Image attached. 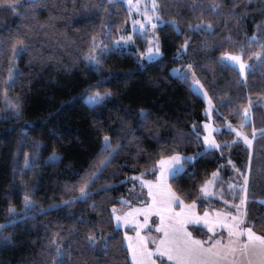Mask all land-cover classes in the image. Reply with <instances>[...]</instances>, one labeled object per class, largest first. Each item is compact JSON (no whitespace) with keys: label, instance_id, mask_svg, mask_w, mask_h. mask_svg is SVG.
<instances>
[{"label":"trees","instance_id":"16d2710c","mask_svg":"<svg viewBox=\"0 0 264 264\" xmlns=\"http://www.w3.org/2000/svg\"><path fill=\"white\" fill-rule=\"evenodd\" d=\"M161 2L164 23L156 28L161 56L142 65L138 63L146 41L140 33L133 32L134 43L128 49H111L98 68L89 64L84 54L89 51L93 35L109 43L118 37L117 28L130 31L129 13L123 0H103V3L100 0H20L19 15L0 7V90L6 87L3 81L12 57V44L21 38L28 44L26 51L17 56V81L7 92L9 98L19 96V117H13L11 111H0V221L6 219L8 205L20 206L21 197L29 189H34L30 195L37 207L76 196L80 177L101 152L103 136L107 134L113 145L118 141L122 145L90 189L106 186V191L96 192L87 201L76 200L43 213H28L25 220L0 229V235L10 236L7 244L0 245V264H33V261L41 264L45 258L51 264V256L41 253L53 233L64 237L66 264H83L84 260L91 264L93 256L97 264H131L124 238L131 228L116 226L111 209L113 205L121 211L129 207V203H121V197L125 202L130 201L131 207L147 200L138 179H155L156 172L146 170L152 168L161 149L169 146L186 156L199 153L187 171L169 179L173 191L184 202L196 201L198 212L220 202L219 192L208 198L196 194L212 172H219L214 190L223 191V197L233 199V203L240 198L239 189L233 196L228 188L233 171L250 172L245 210L248 221L255 223L254 231L264 234V224L259 219L253 220L264 216V133L260 131L264 129V61L249 68L244 78L236 67H222L215 61L223 51L241 52V44L247 49L243 57H251L261 48L259 42L249 43L247 37L255 34L264 41V31L259 27L264 24V3L236 0L235 11L240 19L230 17L225 28L224 17L228 15L225 9L233 0H223L224 8L220 12L209 10L213 0ZM192 3L197 4L195 9L189 6ZM97 4L99 7L90 12ZM172 19L178 22L179 32L170 23ZM201 19L205 23L212 21L215 32L209 35L203 30H186L189 23L195 25ZM109 21L112 32L109 40H104L102 25ZM229 33L234 43L222 39ZM189 37L191 44L187 52L177 56V48ZM213 40L219 41L221 47L213 46L205 53L202 42ZM189 63L196 64L193 71L219 109V114L213 112V118L215 125L222 129L214 133L217 142L223 143L221 148L205 152L202 137L198 145L192 132L193 123L200 125L206 120L204 102L189 89L187 81L171 72L172 67ZM101 77L103 82L98 83ZM97 89H110L112 96L105 106L92 108L83 98ZM224 98L232 102L221 106L217 101ZM4 107L0 91V109ZM245 107H249L248 122L242 131L251 136L252 130H257L252 138L251 157L242 139L233 142L235 133L223 128L225 118L239 127ZM140 109L148 112L143 120ZM6 116L9 118L5 119ZM198 131L202 133V127ZM181 134H187L188 138ZM34 142H39L40 148L32 156L29 167L25 165V153L33 152ZM53 150L60 158L46 160L44 157ZM92 201L97 202L95 209L89 207ZM78 216L92 223L76 224L77 231L71 232ZM90 228L97 235L112 234L107 254L99 248H87L83 237ZM189 228L195 236H206L203 228ZM68 251L72 253L71 261L67 259ZM89 252L91 256L87 255ZM156 260L159 264L161 261L173 264L160 256Z\"/></svg>","mask_w":264,"mask_h":264},{"label":"snow or ice","instance_id":"6c2138e0","mask_svg":"<svg viewBox=\"0 0 264 264\" xmlns=\"http://www.w3.org/2000/svg\"><path fill=\"white\" fill-rule=\"evenodd\" d=\"M103 3V0H100ZM180 0H173L174 4H179ZM250 2V0H249ZM264 3V0H262ZM129 12L135 9L137 14L141 13V0H127ZM20 5V0H0V7L8 8L11 10L13 15H19L17 8ZM161 0H151L150 4H145L143 8V19L142 20H133V25H138L139 28L143 31H150L149 25H151V30H154L157 26V23H164L161 15L160 9L162 8ZM191 8L195 9L197 7L196 3L189 5ZM99 7V4L94 5L89 11L94 12L96 8ZM237 4L236 0H233V3L230 7L226 8L225 11L228 13L224 17V27L227 28L230 17L236 16L237 20L240 19L236 14ZM209 10L214 12H220L224 8L223 0H213V2L208 5ZM223 15V13H221ZM244 16L247 15V9H245ZM220 17H217V22ZM170 23L176 27L177 32H179L178 22L175 19H172ZM104 31L102 32L104 40H109V37L112 32L111 21L107 24L102 25ZM260 30L264 31V24H261ZM239 28V24H237ZM187 31H200L211 35L215 32V24L212 21L205 23L203 19L199 20L195 25L189 23L187 26ZM117 32L121 31L120 28L116 29ZM132 33H129L127 36H119L115 40H110L108 44H105L103 40H100L96 35L91 37V46L89 51L84 54V59L89 62L93 67L98 68L102 64V59L108 54L112 48H116L122 44H127L132 41ZM223 40L228 41L229 43L233 42V37L231 33L227 36L222 37ZM249 43L256 41L261 45V50L252 53L259 61H264V41H260V38L253 34L252 37H247ZM148 47L143 52H140L139 55L141 58L147 57V59L152 60L155 56L160 55L161 48L159 44V38L153 35H149L147 41ZM191 44V38H187L184 42L177 48L176 55L181 56L186 53L189 45ZM202 50L207 53L210 52L215 47H221L219 41L213 40L211 43L202 42ZM28 44L26 39H18L15 43L12 44V57L10 58V64L7 70V76L4 78V84L6 85L3 88V99L5 101L4 109L0 111H11L12 116L18 118L20 113V103L19 96H16L14 99L9 98L7 95L8 87L13 86L17 81L18 68L14 63V60L17 56L22 55ZM241 52L234 53L230 51L221 52L219 57L215 58L217 64L222 67L231 66L233 68H239V74L243 76L246 69L252 67V64L248 61H245L242 58V53L246 51L244 44L240 45ZM39 55V54H38ZM196 67L195 63H189L187 65H181L180 69L177 70V76L182 81L188 82V87L190 90H194L197 94H202L208 108L206 113L208 115V120H212V113L216 112L219 114V109L216 107V104L213 102V97L209 95L208 91L205 90V85L201 83V80L197 77V74L193 69ZM191 73V76L189 75ZM103 82V77L98 83ZM112 96L110 89H104L103 91L94 90L89 92L85 97V103L92 107H101L105 106ZM221 106L225 104H230L232 101L229 98L220 99L217 101ZM248 113L249 107L243 109V118L239 127H234L227 118H225V124L223 128L230 129L235 133L234 141L242 139L244 144L249 148V156L251 157L252 152V139L242 131L245 125L248 122ZM139 116L143 120L148 116V112L144 109L139 110ZM5 119L9 117H4ZM192 132L195 133V139L197 144H200V139L202 137L203 149L205 152L223 147V143L217 142L213 133L219 132L222 129L217 128L214 125L204 122L200 125L193 123ZM198 127H202L203 132L198 131ZM264 133V129L260 130ZM256 129L252 130V137L256 136ZM183 138H188L187 134H181ZM231 143V142H229ZM122 147L121 143L118 141L115 145L112 144L111 138L105 134L102 138L101 152L98 154L97 160L93 162V165L90 166V169L85 170V174L80 177L78 181L79 187L77 188L78 194L67 200H62L59 204H51L47 208L40 209V213L45 211L53 210L64 205H70L76 200L87 201L88 197L95 194L98 191H106L107 188L101 187L98 189H91L92 184L97 180L100 174L104 169L111 163L115 154ZM40 148L39 142L33 143V152L25 153V165L31 166L30 161L32 156L36 155V151ZM171 152L170 155H165L164 153ZM199 153L186 156L180 152H175L172 150V147H164L161 149V154L159 158L156 159L152 165L151 169H147V172H156V180L148 181L142 180V186L147 187V197L150 198L149 201H141L145 203L146 206L142 208H133L131 207V202H125L123 197L120 198L121 203H129L128 212L123 215L117 214L116 206L113 205L111 209V218L114 219L117 225H135L136 227V238L133 243V238L129 237L125 233V239L129 241L128 243V252L131 255L133 264H157L156 260L153 259L155 253H159L161 257H167L168 261H173L174 264H264V234H258L254 231L255 223H250L248 221V214L245 210V205L249 201V184H250V172L241 173L243 176V184L233 185L229 184L228 188L233 192V196L236 195V189L240 190L239 202L234 205V212L230 211H216L215 216H210L208 211H205L204 215L197 216L193 209L196 206V201L193 200L190 204H185L184 200L177 195L175 191L172 190L170 184H168V178H175L176 175L187 171V168L194 163ZM223 155V153L221 154ZM60 157L57 155L55 150L47 158L48 161H56ZM228 163H232L230 160ZM222 167V166H220ZM239 171V169H237ZM195 173H193L194 175ZM219 172L214 171L211 173L210 177L203 180L199 186V190L196 193L198 197L208 198L210 196H215L218 193L214 190L213 185L218 180ZM34 189H29L24 197V209L23 215H21L15 208L14 205L9 204L7 209V216L5 224H0V229L5 226H11L16 223H19L26 218H28V212L36 207V202L32 199L30 193ZM190 194V193H189ZM220 199L223 200V191L219 193ZM174 203H178L180 206V211L176 212L172 207ZM226 205L232 204V201H224ZM89 207L95 209L97 207V202L92 201ZM155 212L159 216L160 223L156 225L158 232L163 233L157 240L152 238V242L156 245L155 249H150L147 246V237L140 235V229L148 223L149 216ZM143 213L144 220L143 223H140L137 220V216ZM259 219V221L264 224V216L259 218L253 217V220ZM193 220L199 222L203 220L204 225L207 226L208 232L214 233L216 235L209 237L208 240L195 239L193 234L188 231L185 227L186 224L191 223ZM92 222L85 219L84 216L76 217L75 223L71 226L70 231L76 232V224L88 225ZM245 224H249L248 227H245ZM61 228L63 226H60ZM95 227V226H94ZM222 228L227 232V235L224 236L222 233H217V229ZM112 234H100L90 228L87 231V234L83 237L87 244L88 249L95 250L99 248V251L107 254L109 250V240L111 239ZM10 236L0 235V245H5L9 242ZM64 237L60 233H53L51 239L47 244L44 245L41 255L48 254L51 256V264H66L65 260V248L63 247ZM87 255L91 256L89 252ZM67 259L71 261L72 253L71 251L67 252ZM33 264H36L33 261ZM41 264H49L47 258H45ZM83 264H89L88 260H84ZM91 264H97L96 257H92ZM161 264H164L161 261Z\"/></svg>","mask_w":264,"mask_h":264},{"label":"rangeland","instance_id":"374dc122","mask_svg":"<svg viewBox=\"0 0 264 264\" xmlns=\"http://www.w3.org/2000/svg\"><path fill=\"white\" fill-rule=\"evenodd\" d=\"M123 2H124L125 6H126V8H127V10H128V13H129V28H130V31H129V32H126L124 29H121V31H119L118 37H119V36H127L129 33L138 32V33H140V34L142 35V37H143L144 40L146 41V46H145V49H146V47H148L147 41H148L149 35H153V36H155V37H158L157 32H156V28H157V26L160 25L161 23H157V26H156V28H155L154 30H151V25H149L148 27H149V30H150V31H143V33H142V30L139 28V26H138V25H133L132 21H133V20H142V19H143L142 12H143L144 5H145L146 3H147V4H150V3H151V0H141V4H140V7H141V13H140V14H137V13L135 12V9H133V10L131 11V13H130V12H129V8H128V4H127V0H123ZM118 37H117V38H118ZM115 39H116V38H115ZM115 39H113V40H115ZM133 43H134V42H133V37H132V41L128 42L127 44H122V45H120V46H118V47H116V48H112V49H128ZM105 44H108V43H105ZM159 44H160V41H159ZM260 50H261V48H260L258 51H260ZM256 52H257V51H256ZM234 53H240V52L238 51V52H234ZM160 56H161V53H160V55L155 56L152 60L147 59V57L141 58L140 56H138L137 61H138V63H140V64L142 65L143 63H145V62H149V61H153V60L159 58ZM242 58H243L245 61L250 62V63L252 64V66L255 65V64H257V63L259 62V60L257 59V57H255L254 55H252L251 57H243V56H242ZM16 59H17V57L15 58L14 63H15ZM87 62H88V61H87ZM15 64H16V63H15ZM186 65H187V64H186ZM236 68L239 70L238 66H237ZM177 70H181V69H180V66H174V67H172V68H171V72H172V74H174L175 76H177V74H176V73H177ZM247 70H248V69H246V71H247ZM246 71H245V73H246ZM189 75L191 76V73H189ZM244 77H245V74L242 76V78H244ZM193 91H194V90H193ZM194 92H195V91H194ZM199 95L201 96V98H202V100H203V102H204L205 113H206V109L208 108V105H207V103H206V101H205L203 95H202V94H199ZM86 96H87V95H86ZM86 96H85V97H86ZM85 97L83 98L84 101H85ZM204 122L210 123V124L214 125L215 127H217V126L215 125V123H214L213 113H212V120H211V121L208 120V115H207V113H206V120H205ZM204 122H203V123H204ZM217 128H219V127H217ZM202 132H203V129H202ZM249 138L252 139V138H253L252 135L249 136ZM242 141H243V140H242ZM202 143H203V141H202ZM51 153H52V152H51ZM51 153H50V154H51ZM50 154L46 155L44 158L47 160V158L50 156ZM195 154H196V153H195ZM57 155H58V154H57ZM190 155H193V154H190ZM190 155H187V156H190ZM58 156H59V155H58ZM241 173H242L241 171L234 170V171H233V175L230 177V180H231L230 184H233V185L243 184V176L241 175ZM145 179L155 181V180H156V177H155V179H149V178L139 177V179H138V180H139V181H138V185H139L140 188H143V189H144V192H145V195H146V189H145V186H142V183H141V181H142V180H145ZM169 179H170V177H169ZM167 182H168V181H167ZM169 184H170V183H169ZM172 190H173V189H172ZM216 192H219V193H220L221 191H220V189H219V191L216 190ZM23 197H24V195L21 197V205H20V206H17L16 204H12V205L15 206L16 210H17L21 215L24 214V213H23V209H24ZM146 197H147V195H146ZM217 197L219 198V201H220V202H223V205H224V206H227V205L224 203V201H233V199L228 198V197H227V198L224 197L223 200H221L219 194H218ZM70 198H71V197H70ZM68 199H69V198H68ZM33 200H34V199H33ZM62 200H67V199H62ZM62 200L57 201V202H54V203H51V204H59ZM34 201H35V200H34ZM237 201L239 202V200H237ZM35 202H36V201H35ZM51 204H50V205H51ZM142 204H144V203H142ZM218 205H219V204L214 205V206H210V207H215V206H218ZM230 205H235V203L232 202V204H230ZM48 206H49V205H48ZM48 206H47V207H48ZM8 207H9V205H8ZM47 207H37V203H36V207L32 208L28 213L39 212L40 209H42V208H47ZM128 208H129V207H128ZM128 208H127V209H128ZM127 209H126V210H127ZM206 209H208V208H206ZM117 214L123 215V213L121 214V210H120V209H117ZM138 217H139V218H138L139 221H142V220H143V218H142L141 215L138 216ZM5 221H6V219L3 220V221H0V224H5ZM114 224H115V223H114ZM152 238H153V236L151 235V236H150V240H152Z\"/></svg>","mask_w":264,"mask_h":264},{"label":"crops","instance_id":"0c3cea01","mask_svg":"<svg viewBox=\"0 0 264 264\" xmlns=\"http://www.w3.org/2000/svg\"><path fill=\"white\" fill-rule=\"evenodd\" d=\"M213 135H214V133H213ZM145 180H147V179H145ZM148 181H153V180H148ZM168 184H169V178H168ZM213 187H214V185H213ZM145 189H146V195H147L148 189H147V187H145ZM146 201H149L150 202V198L147 197V200ZM190 203L191 202H185V204H190ZM218 204H219L218 206L210 207L208 209L203 210L202 212H198L197 206H195V208L193 209V211L195 212V214L197 216H201L202 217L204 215L205 211H208L210 213V216H215V212L213 211V209H215L216 211H222L223 210V211H230V212H234V210H235L234 209V205L224 206L223 205V202H219ZM145 206H146V204L144 203V204L134 205L132 207L133 208H142V207H145ZM172 207L175 209L176 212H179L180 211V206H179L178 203H174L172 205ZM128 210H129V208L127 210L121 211V214L122 213L124 214V213L128 212ZM140 215L142 216V218L144 220L143 213H140L138 216H140ZM138 216H137V220L139 218ZM143 220L140 221V223H143ZM114 223H115L116 226L121 227V228L130 227L131 229L127 232V234H128L129 237H132L133 238V243L135 242V238H136V227H135V225H124V224L117 225V223H116L115 220H114ZM159 223H160L159 216H157L156 213L153 212L149 216V218H148V223L146 225H144L143 228L140 229V235L148 238V240H147V246L150 249H155V247H156V245L152 242V240H150V236L152 235L153 238H156L158 240L159 237L161 235H163V233L158 232L157 229H156V225L159 224ZM191 226H198L200 228H203L206 231V236L205 237L195 236L191 232V230L189 228ZM244 226L245 227H248L249 225L245 224ZM185 227L188 229L189 232H191L193 234V237L195 239H201V240H205L206 241V240L209 239V237H212V236L216 235L214 233L208 232L207 226L204 225L203 220H201L199 222L193 220L191 223L186 224ZM217 233H222L224 236L227 235V232L225 230H223L222 228H218L217 229ZM125 242H126V245L128 246L129 241L127 239H125ZM156 256H160V254L159 253H155L153 255V259L156 260ZM129 258H130L131 264H133L130 254H129ZM164 258L167 260V257H164ZM156 262H157V260H156ZM170 262L174 264L173 261H170ZM157 264H159V263L157 262Z\"/></svg>","mask_w":264,"mask_h":264}]
</instances>
